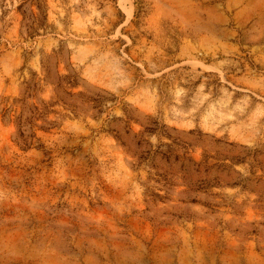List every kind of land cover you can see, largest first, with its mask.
Masks as SVG:
<instances>
[{"label": "rangeland", "instance_id": "374dc122", "mask_svg": "<svg viewBox=\"0 0 264 264\" xmlns=\"http://www.w3.org/2000/svg\"><path fill=\"white\" fill-rule=\"evenodd\" d=\"M0 264H264V0H0Z\"/></svg>", "mask_w": 264, "mask_h": 264}, {"label": "trees", "instance_id": "16d2710c", "mask_svg": "<svg viewBox=\"0 0 264 264\" xmlns=\"http://www.w3.org/2000/svg\"><path fill=\"white\" fill-rule=\"evenodd\" d=\"M39 8H40V6H39ZM151 132V131H150Z\"/></svg>", "mask_w": 264, "mask_h": 264}]
</instances>
